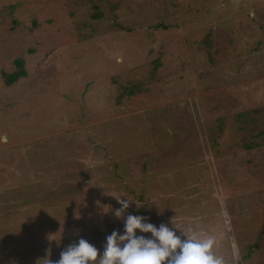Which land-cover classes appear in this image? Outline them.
<instances>
[{"label": "rangeland", "instance_id": "1", "mask_svg": "<svg viewBox=\"0 0 264 264\" xmlns=\"http://www.w3.org/2000/svg\"><path fill=\"white\" fill-rule=\"evenodd\" d=\"M113 195L264 264V0H0V264L102 251Z\"/></svg>", "mask_w": 264, "mask_h": 264}, {"label": "clouds", "instance_id": "2", "mask_svg": "<svg viewBox=\"0 0 264 264\" xmlns=\"http://www.w3.org/2000/svg\"><path fill=\"white\" fill-rule=\"evenodd\" d=\"M115 198L120 207L114 210V215L123 217V230L114 229L106 235L102 251L81 237L62 250L58 260L48 259L46 264H226L224 257L214 251V236L201 235L173 223V227L165 223L157 226L141 214L124 216L130 201H134L137 208L141 206L128 197ZM109 210L102 209L105 213ZM48 239L55 238L48 236Z\"/></svg>", "mask_w": 264, "mask_h": 264}, {"label": "trees", "instance_id": "3", "mask_svg": "<svg viewBox=\"0 0 264 264\" xmlns=\"http://www.w3.org/2000/svg\"><path fill=\"white\" fill-rule=\"evenodd\" d=\"M29 51L35 52V50L30 49ZM15 67L11 71L3 70L2 69V77L7 86L15 85L20 79L25 78L27 76V69L25 67V58L23 55L18 56L14 60ZM159 62L155 65L156 68L158 67ZM48 74V73H46ZM248 257L247 255L243 256V259Z\"/></svg>", "mask_w": 264, "mask_h": 264}]
</instances>
